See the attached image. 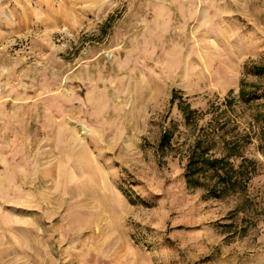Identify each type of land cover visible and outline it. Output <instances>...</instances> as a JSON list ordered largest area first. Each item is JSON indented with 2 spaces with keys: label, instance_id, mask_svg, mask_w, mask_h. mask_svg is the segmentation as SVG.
Returning <instances> with one entry per match:
<instances>
[{
  "label": "rangeland",
  "instance_id": "obj_1",
  "mask_svg": "<svg viewBox=\"0 0 264 264\" xmlns=\"http://www.w3.org/2000/svg\"><path fill=\"white\" fill-rule=\"evenodd\" d=\"M260 59L264 0H0V264H264L258 141L245 192L204 199L170 104L205 125Z\"/></svg>",
  "mask_w": 264,
  "mask_h": 264
},
{
  "label": "trees",
  "instance_id": "obj_2",
  "mask_svg": "<svg viewBox=\"0 0 264 264\" xmlns=\"http://www.w3.org/2000/svg\"><path fill=\"white\" fill-rule=\"evenodd\" d=\"M249 75L257 80L248 81ZM262 79L264 59L246 62L238 99L225 98L224 109L215 111L210 120L199 127L198 118L202 113L178 96V91H172L170 104L177 101L176 106L183 116L184 124L193 132V138L184 153V179L189 188L201 189L204 199L225 198L245 192L248 181L258 172V162L245 157L244 148L254 138L264 153ZM229 112H244V115L231 118ZM175 129L176 126L170 124L162 131L156 146L160 156L171 148Z\"/></svg>",
  "mask_w": 264,
  "mask_h": 264
}]
</instances>
